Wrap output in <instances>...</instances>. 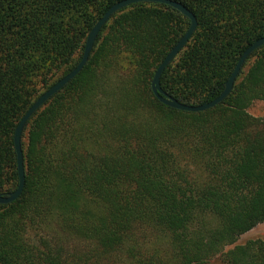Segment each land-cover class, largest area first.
Segmentation results:
<instances>
[{
	"label": "trees",
	"instance_id": "16d2710c",
	"mask_svg": "<svg viewBox=\"0 0 264 264\" xmlns=\"http://www.w3.org/2000/svg\"><path fill=\"white\" fill-rule=\"evenodd\" d=\"M120 0H0V193L16 189L14 129L79 62L86 37ZM197 26L161 89L185 104L216 98L264 36V0H173ZM139 2L100 30L83 69L22 134V193L0 204V264H208L264 222V46L230 94L202 112L170 108L154 72L189 26ZM218 264H264V240Z\"/></svg>",
	"mask_w": 264,
	"mask_h": 264
},
{
	"label": "water",
	"instance_id": "95a60500",
	"mask_svg": "<svg viewBox=\"0 0 264 264\" xmlns=\"http://www.w3.org/2000/svg\"><path fill=\"white\" fill-rule=\"evenodd\" d=\"M139 2H152L168 5L177 11H179L183 16L189 19V26L185 33L179 38L176 44L170 49L163 60L160 62L158 67L154 72L153 79L151 81V90L154 96L162 104L181 111L186 112H202L207 109L213 108L219 103H221L232 91L234 83L242 69V66L249 58V56L256 50L264 46V36L254 40L240 55L235 67L230 73L228 79L225 82L222 92L214 99L203 102L201 104H185L177 101L176 99L168 96L160 86V77L165 70V68L176 58L180 51L186 46L190 40L193 32L196 29L197 21L194 14L188 10L184 5L173 0H120L113 5H111L105 13L97 20L94 26L89 31L82 56L77 63V65L70 70L67 74L56 80L49 88L43 91L39 97L33 102V104L27 109L23 116L18 121L13 134V144L16 153V166L18 175V185L15 190L3 194L0 193V204H8L16 200L22 193L25 181V166H24V153L22 149V134L27 122L30 120L32 115L39 110L48 100H50L56 93H58L66 84L70 82L85 66L88 58L93 49L95 40L102 29V27L110 20V18L119 12L120 10Z\"/></svg>",
	"mask_w": 264,
	"mask_h": 264
},
{
	"label": "rangeland",
	"instance_id": "374dc122",
	"mask_svg": "<svg viewBox=\"0 0 264 264\" xmlns=\"http://www.w3.org/2000/svg\"><path fill=\"white\" fill-rule=\"evenodd\" d=\"M247 112L254 117H264V101L256 100L254 101L248 108ZM261 239L264 240V222L256 225L251 230L242 234L238 240L233 245H241L246 243L249 240ZM233 245L224 247L220 253L216 254L212 258L208 260V264H218L222 255L229 249L233 247Z\"/></svg>",
	"mask_w": 264,
	"mask_h": 264
}]
</instances>
